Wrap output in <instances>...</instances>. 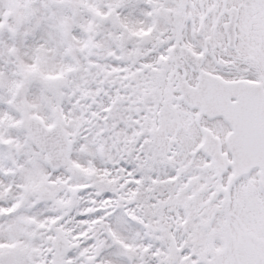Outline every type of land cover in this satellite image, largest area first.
<instances>
[{"label":"snow or ice","instance_id":"obj_1","mask_svg":"<svg viewBox=\"0 0 264 264\" xmlns=\"http://www.w3.org/2000/svg\"><path fill=\"white\" fill-rule=\"evenodd\" d=\"M0 264H264V0H0Z\"/></svg>","mask_w":264,"mask_h":264}]
</instances>
